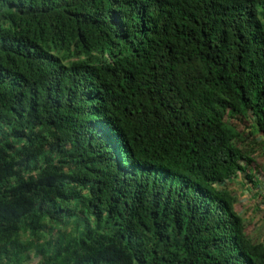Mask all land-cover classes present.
<instances>
[{"label": "trees", "instance_id": "1", "mask_svg": "<svg viewBox=\"0 0 264 264\" xmlns=\"http://www.w3.org/2000/svg\"><path fill=\"white\" fill-rule=\"evenodd\" d=\"M263 141L264 0H0V264H264Z\"/></svg>", "mask_w": 264, "mask_h": 264}, {"label": "rangeland", "instance_id": "2", "mask_svg": "<svg viewBox=\"0 0 264 264\" xmlns=\"http://www.w3.org/2000/svg\"><path fill=\"white\" fill-rule=\"evenodd\" d=\"M261 150L263 151L262 147ZM260 154L257 153L256 156ZM261 156L263 155L261 154ZM258 162L264 163V157L260 159L258 158ZM250 175L253 177L255 186L260 185L261 187L262 180H264V176L255 173H251ZM258 181L260 183H258ZM229 188L236 199V212H238L245 220V225L247 229L246 233L252 238V240L257 242H264V200L262 201V199H260L257 194V190H251L250 185L242 187V184L240 182H235L234 184L230 185ZM261 190V195L264 196V191L262 188ZM254 199H256L257 201L255 206H253L252 204V201Z\"/></svg>", "mask_w": 264, "mask_h": 264}, {"label": "crops", "instance_id": "3", "mask_svg": "<svg viewBox=\"0 0 264 264\" xmlns=\"http://www.w3.org/2000/svg\"><path fill=\"white\" fill-rule=\"evenodd\" d=\"M259 193H261V191H259Z\"/></svg>", "mask_w": 264, "mask_h": 264}]
</instances>
